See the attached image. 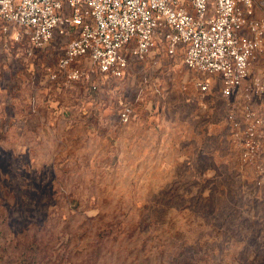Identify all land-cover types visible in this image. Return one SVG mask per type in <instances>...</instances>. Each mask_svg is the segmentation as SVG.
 I'll return each mask as SVG.
<instances>
[{"label": "rangeland", "instance_id": "1", "mask_svg": "<svg viewBox=\"0 0 264 264\" xmlns=\"http://www.w3.org/2000/svg\"><path fill=\"white\" fill-rule=\"evenodd\" d=\"M66 43L55 35L27 55L0 34V176L32 193L60 183L39 197L60 264H224L241 248L264 260V130L247 149L243 112L264 117V62L229 97L218 75L157 50L119 77L53 82L45 68Z\"/></svg>", "mask_w": 264, "mask_h": 264}, {"label": "built area", "instance_id": "2", "mask_svg": "<svg viewBox=\"0 0 264 264\" xmlns=\"http://www.w3.org/2000/svg\"><path fill=\"white\" fill-rule=\"evenodd\" d=\"M0 34L21 45L27 55L43 49L57 35L67 39L53 67V82L88 78L93 71L119 77L128 58L142 59L155 49L173 55L183 46V63L192 70L216 74L221 93L232 95L248 76L255 59L264 62V0H0ZM88 59L91 69L72 66ZM206 92L208 83L198 81ZM91 88H95L91 83ZM264 96V81L254 83ZM249 142L264 117L244 108ZM131 107L119 111L127 122ZM254 143V142H253ZM251 155L245 151L244 158Z\"/></svg>", "mask_w": 264, "mask_h": 264}, {"label": "trees", "instance_id": "3", "mask_svg": "<svg viewBox=\"0 0 264 264\" xmlns=\"http://www.w3.org/2000/svg\"><path fill=\"white\" fill-rule=\"evenodd\" d=\"M12 177L0 176V188L8 186L6 194L0 193V264H40L47 256L49 259L44 264H60L51 251L52 244L50 248L47 247L49 241L53 243L58 239L54 233L57 225L53 222L52 227L53 217L48 213L43 215V206L40 204V198L49 200L59 192L60 183L50 186L49 194L38 191L32 193L25 186L15 190L18 182H12ZM240 250V254H234L224 264H264V260H258V255L249 260L248 256L243 257L246 248Z\"/></svg>", "mask_w": 264, "mask_h": 264}, {"label": "crops", "instance_id": "4", "mask_svg": "<svg viewBox=\"0 0 264 264\" xmlns=\"http://www.w3.org/2000/svg\"><path fill=\"white\" fill-rule=\"evenodd\" d=\"M163 51L162 49H155V51ZM164 52V51H163ZM183 52H184V48H183V46H179V47H177V49L175 50V52H174V54L173 55H175V54H177V53H181V55H182V57H183ZM172 56V55H171Z\"/></svg>", "mask_w": 264, "mask_h": 264}]
</instances>
